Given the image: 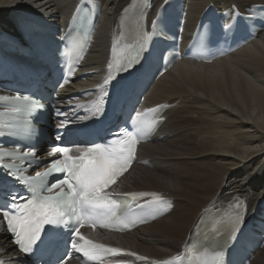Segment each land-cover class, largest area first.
Wrapping results in <instances>:
<instances>
[{"label": "bare ground", "instance_id": "1", "mask_svg": "<svg viewBox=\"0 0 264 264\" xmlns=\"http://www.w3.org/2000/svg\"><path fill=\"white\" fill-rule=\"evenodd\" d=\"M79 1L0 0V35L12 33L19 43L22 33L30 35L36 28L53 34L66 26ZM98 1L100 20L81 67L93 74L61 93L62 100L67 93L100 83L111 46L127 23L125 9L134 0ZM144 2L149 25L164 0ZM184 5L182 45L188 43L207 9L237 8L245 13L264 5V0H184ZM20 11L38 14L31 18L37 24ZM64 104L68 109L54 124L57 131L74 124L70 103ZM151 107L160 108V122L150 140L138 146L135 164L110 192L157 193L170 200L172 207L163 217L125 234L89 232L94 240L135 253L125 257L133 263H139V257L152 261L180 254L205 214L216 215L235 201L246 221L264 197V29L249 44L211 63H176L146 91L142 109ZM126 199L133 201L131 196ZM0 246L1 257L8 262L27 264L4 233ZM249 264H264V246Z\"/></svg>", "mask_w": 264, "mask_h": 264}, {"label": "snow or ice", "instance_id": "2", "mask_svg": "<svg viewBox=\"0 0 264 264\" xmlns=\"http://www.w3.org/2000/svg\"><path fill=\"white\" fill-rule=\"evenodd\" d=\"M168 3L169 0H164L165 5ZM151 24L153 28H157L160 21L153 20ZM148 39H150V34L140 36V39L137 40L136 56L121 62L118 65L121 71L131 73L138 64L143 63L146 56H141V50H144L143 41ZM104 83L109 85L111 81L105 80ZM8 99L30 101L27 96L0 97V100ZM32 107L42 108V105L36 104L33 106L29 102L24 111L31 114ZM14 111L20 112L21 109L17 107ZM61 126H64L63 121H61ZM148 127L149 125L142 124L137 134L143 133ZM24 134L28 138L36 136L35 126L29 124L28 128L24 130ZM137 142L136 139H133L130 147H121L119 150H113L110 146L109 148H102L100 145H96L81 153L79 157L71 156L68 147L57 146L56 152L53 154H59L61 158L50 160V167L44 172L37 171L35 176L25 175L26 168L18 167L15 163L16 160H19L21 164L31 166L32 159L39 163L35 147H31L27 151H23L20 145H16L11 151L0 149V161L4 158L13 161L12 163H0V169L4 170L7 175L18 183H23L30 190L33 197L30 202L24 205V208L20 209L21 212L25 213L20 217L12 216L8 210H3V219L7 222L6 230L13 234V244L18 247L19 251L26 255L32 254L34 251L33 246L38 247V242H43L41 225H46L55 231L61 225L71 228L72 223L80 224L82 218H95L99 215L107 219L117 217V210L126 206V199L121 202L115 198H110L105 193V189L115 184L117 178L127 171L130 162L135 158V145ZM29 157L32 159H29ZM56 173H63V177L55 183L47 184L45 182L46 178ZM56 189H59V191H55ZM116 195L125 198L131 196L133 200L136 199L137 195L140 197L152 195L155 197L154 202L166 203L155 193H118ZM15 202L16 198L14 197L12 203ZM152 204L153 201H146L143 206L151 207ZM3 207L0 206V209ZM17 208L19 209L20 206L17 205ZM241 220V215L236 213L234 218L230 219L222 229L226 233L227 239L218 242L217 247L219 250L215 253L220 260V264H226V261L223 260L225 256L224 245L230 240L234 242L240 231ZM104 226L107 227L108 225L105 224ZM72 231L73 235L83 243H77L76 239H73L70 241L71 247L85 256H97L105 253L119 254L121 251L85 239L80 234L79 227L72 229ZM127 254L136 255L135 253ZM139 259L143 260L146 257H139ZM0 264H7V262L0 260ZM58 264H66V261L58 262Z\"/></svg>", "mask_w": 264, "mask_h": 264}]
</instances>
